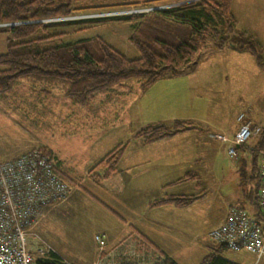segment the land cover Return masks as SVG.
Returning <instances> with one entry per match:
<instances>
[{
    "label": "rangeland",
    "instance_id": "1",
    "mask_svg": "<svg viewBox=\"0 0 264 264\" xmlns=\"http://www.w3.org/2000/svg\"><path fill=\"white\" fill-rule=\"evenodd\" d=\"M142 1L144 0H81L73 3L70 16L42 22L104 18L124 11L131 14L132 10H141L132 14H147L145 10L151 6L135 4ZM122 3L133 5L129 8L118 6ZM167 4L170 1L164 3ZM164 5L158 6L165 7ZM232 10L242 21V27H253L255 30L262 27L258 31L264 42V0L238 1L236 5L233 4ZM10 25L15 26H3ZM133 26L132 23L109 22L82 31L81 27H69L59 29L56 33L63 35L61 39L65 43L100 37L126 58L136 59L139 52L128 40L133 33ZM53 33V30H49V34ZM213 43L209 42V46L214 47ZM192 62L181 69V75L166 76L145 91L140 89V81L111 88L96 95L87 108L73 104L57 89L50 88V94L45 95L41 92L43 86L33 82H19L13 93L0 95V157L15 159L28 151L46 148L62 162L63 175L70 180H66L69 186L67 198L58 205L46 208L33 229L37 237L30 238V249L35 261L44 257L48 250L55 252L67 264H111L103 260L104 254H109L108 251L112 250L108 247L103 233L109 235L114 227L118 231L116 229L112 234L119 232L125 219L130 221L132 217H137L131 212V205L136 206L138 215H143L144 211L137 207L141 205L144 208V201L147 199L145 195L158 198L161 192L159 194L157 189L144 192L149 180L142 179L145 176L142 173L138 177L139 171L134 177L113 173L107 177L110 181L104 183L105 179L100 183L93 179L91 170L119 145H128V156L133 161V156H137L138 150H141L136 138L139 131L159 123L171 125L179 117H189L198 127L208 131L221 128L229 131L238 124L237 117L242 113L254 123L264 126V82L258 81L260 78L256 77L262 70L258 68L251 54L228 48L226 53L210 58L196 57ZM218 134L224 133H215V136ZM225 135L228 136L226 133ZM193 136L195 137H192L191 142L197 146L203 135ZM257 142L258 138L251 137L245 145L247 148H240L238 157L233 160L227 153L228 145L223 151L221 148L216 153L212 143L209 144L210 149H194V153L198 151L205 161L206 157L218 158L213 170L211 164L203 165L205 170L209 169V173L214 171L218 178L213 180L210 177L209 180L200 181L199 187L196 182L191 181L174 188L177 193L196 195L204 191L208 197L188 209L187 220L192 219L195 223L194 233L177 230V239L181 241L180 244H171L173 250L178 252L186 247L190 237L198 238V243L211 240L210 231L220 222L231 199L235 200L237 197L236 190L239 179H242L240 172L245 166L244 160H257L260 174L263 153L251 150ZM185 168L196 170L193 164H186ZM96 172L102 174V170L97 169ZM207 173L203 172V175ZM261 188L262 178L260 187H256L260 189L259 194ZM76 192H81L79 197H73L69 201ZM232 196L234 197L231 198ZM95 197L123 219L99 204ZM68 201L66 207H63ZM247 209L251 211L250 215L256 216L259 213L256 207L247 206ZM261 212L264 215L262 209ZM261 224L264 227L263 220ZM99 239H104V248H101ZM124 241L119 242L116 247L128 246ZM137 242L141 250L154 257L159 256L151 252L153 247L145 239ZM195 248H200V245ZM130 256L138 257L133 252ZM225 256L239 258L237 253L231 251H227ZM256 260V264H264V257ZM127 263L129 262H123Z\"/></svg>",
    "mask_w": 264,
    "mask_h": 264
},
{
    "label": "trees",
    "instance_id": "2",
    "mask_svg": "<svg viewBox=\"0 0 264 264\" xmlns=\"http://www.w3.org/2000/svg\"><path fill=\"white\" fill-rule=\"evenodd\" d=\"M77 1L81 0H0V25H15L0 27V34L7 35V50L0 54V95L13 93L19 82H33L43 86L41 92L45 95L50 94V88L57 89L73 104L87 108L96 95L127 82L140 81V89L145 91L166 76L181 75V69L206 50L211 41L218 50L231 46L251 54L256 63L264 68V47L253 34L238 29L232 12V0H202L153 10L147 14L131 13L78 21L42 22L70 16L73 3ZM168 1L171 4L180 0H144L135 4L153 7L164 5ZM132 5L122 3L118 6L129 8ZM109 22L134 25L128 40L138 50V58H126L100 37L65 43L61 39L63 35L56 33L59 29L69 27H81L82 31ZM49 30L55 33L49 34ZM262 128L261 133L256 136L258 142L253 149L256 152L264 151V126ZM195 129L196 126L190 121L175 120L171 125L159 123L148 126L139 131L136 138L144 145H149ZM127 148L128 145H119L110 151L91 170L93 179L102 182L116 173ZM34 150L53 161L57 175L70 182L63 175L62 162L51 150ZM97 169L102 170V174H98ZM257 178V186L260 187V174ZM191 181L200 186L199 176L191 173H187L173 185ZM255 192L252 206L258 208L259 213L254 217L264 221L257 202L259 197H255L258 189ZM205 196L207 193L204 191L197 195H168L151 201L149 207L171 205L185 209ZM95 200L119 219H123L103 201L96 197ZM211 242L210 252L200 264H237L224 257L230 250L226 244ZM147 244L150 245L148 242ZM35 264L67 263L55 252L48 251ZM155 264L178 263L172 258L164 257Z\"/></svg>",
    "mask_w": 264,
    "mask_h": 264
},
{
    "label": "crops",
    "instance_id": "3",
    "mask_svg": "<svg viewBox=\"0 0 264 264\" xmlns=\"http://www.w3.org/2000/svg\"><path fill=\"white\" fill-rule=\"evenodd\" d=\"M238 1L242 2V0H232V6L234 3L236 5ZM232 12L236 17L238 29L253 34L262 43L264 47V42L262 41L261 34L258 31L262 27H260L258 30H255L253 27L252 28L247 26L242 27L244 25H242V21L239 19V16L233 10ZM228 48H232L234 51L239 53H246V52L238 51L237 49H234L231 46H226L222 50H218L215 47L209 46L197 57L198 58L200 56L203 58L205 56L209 58L214 57L217 54L226 53ZM6 50H7V35L0 34V54H4ZM213 51H215V53ZM256 65L258 66V68L262 70L260 72L261 74H259L256 77L260 78L258 81H261L263 83L264 68L260 67L257 63ZM247 119L251 120L250 118ZM176 120L190 121L196 126L197 129L183 132L172 138L164 139L149 145H144L140 140H137L140 143L139 146L141 149L138 150L137 156H133V161H130V156H128V151H127L117 167L115 173L116 175L124 174L127 177L130 175L134 177L136 174H138L139 171L138 177L142 173L141 175H145L142 177V179H146L149 180L148 182H151V184L149 185L147 182L144 192L150 191L151 189L154 190L157 189L159 191V194L161 192V195L158 198L157 197L150 198L147 197L148 194H146L145 197L147 199L144 201V208L141 207V205H139L140 207H137L138 210L144 211L143 215H138L137 210L135 209L136 206L131 205L132 206L131 212L132 213L134 212L137 215V217L136 216H135L136 218L132 217L130 221H127L125 219V221H123L124 225L123 224L121 225L122 227L120 228L121 231L119 230V232L114 233V235L112 234V232L116 229L118 231L117 227H114V230L109 235H107V233L105 232L103 233V235H105V238L107 239L108 247L112 248L110 252L108 251L109 254H104L103 256V260L106 263L117 264V263L129 262V263H137V264H155L159 260L166 257V258H172L178 264H200L203 258L210 252L209 245L212 243L211 240L202 241L201 243H198L197 242L198 238H194V237L192 238L190 237V239L186 243V247H184L183 249H179L178 252L175 251V249L174 250L172 249V245L180 244L181 241V239H177L178 238L177 230H184L185 232H189L191 234L194 233L195 223L193 222L192 219L188 221L187 218L189 215L188 209L194 206L195 204L185 209H179L171 205L151 208L149 207V203L151 201L163 198L168 195H191L190 193L175 192L174 188L177 187L178 185H173L178 179L185 176L187 173L197 174L199 176L200 181L209 180L210 177H213L212 179L216 180L218 176H216L217 178L215 177L214 171H211L212 174L209 173V169L205 170L203 165H205V163H207V165L211 164L212 165L211 170H213L215 169V166L218 163V158L215 157L211 159L206 157V161H205L204 157L200 155L198 151L196 154L194 153V149L198 147V149L201 148V150L203 149L207 150L210 149L209 144L211 145L212 143L213 147L215 148L214 149L215 153L217 151L220 152L221 148L223 151V149L226 148V145H228L227 148L229 147L230 142L219 141L215 137V133H224V134L226 133L228 134L229 138L231 137L230 139H232L238 130V126H237L238 124L232 130L229 131H226V129H223L225 130L223 131L222 128L220 130L218 129L217 131L216 129L214 131H208L198 127V125H196L189 117H179ZM258 125L263 126L261 123H259ZM193 135H198L196 137H201L203 135V137L200 138L202 139V141L201 142L199 141V143H197L198 144L197 146L193 145V142H191L192 137H195ZM244 148H247V146H244ZM253 149L251 148V150ZM261 152L263 153V151ZM141 153L144 155L142 156ZM176 160H179V162L176 163ZM238 161H240V159H238ZM186 164L188 165L193 164V166L196 167V170L190 171L188 170V168L186 169L185 168ZM244 165L245 166L241 168L242 170L240 172L242 175L241 176L242 179H239L240 182L238 183L237 186V190H236L237 197L235 199L236 201L231 199L229 205H227L226 206L227 208L224 210L220 222L213 229L223 224V222L227 218L229 210L232 207L242 208L246 210L248 213L249 212L251 213V211L247 209V206L252 207L254 202L253 196L256 193L255 191L257 190L256 183L258 181L257 176H259V162L257 160L254 161V158L246 159L244 160ZM61 170L64 173L63 165H61ZM206 171L208 173L203 175V172L205 173ZM217 174L218 173H216V175ZM243 177L245 178V180H243ZM107 181L110 180L106 179L104 183H107ZM100 183H103V181ZM100 183L99 184L95 183V184L101 185ZM259 190L260 189H258V192L255 196L257 197V199L259 197ZM163 192L164 195L162 196ZM79 193L81 192L73 193L69 201L73 197L74 198L79 197ZM229 195L231 196V194ZM207 197L208 194L203 199H201V201L206 199ZM233 197L234 196H232L231 198ZM69 201L63 207H66ZM173 220L174 222H171ZM138 238L140 240L145 239L150 244V246L153 247L151 252L157 253L159 254V256L154 257L152 256L151 253L145 252V250H141L140 244L139 242H137L139 240ZM122 240H125L124 243L128 246L117 248L116 245L119 244V242H121ZM196 245H200V248H195ZM132 249H137L139 251L137 252L132 251ZM132 252L138 255V257L130 256ZM235 253H237V256H239L238 259L235 257H226L225 254L224 257L237 264H256V262H258V260H256V258L252 255L244 254L241 252H235ZM95 258L93 259V261L95 260Z\"/></svg>",
    "mask_w": 264,
    "mask_h": 264
},
{
    "label": "built area",
    "instance_id": "4",
    "mask_svg": "<svg viewBox=\"0 0 264 264\" xmlns=\"http://www.w3.org/2000/svg\"><path fill=\"white\" fill-rule=\"evenodd\" d=\"M199 1L202 0H180L164 5L165 7L147 8L145 12ZM135 11L141 12L132 10L131 13ZM124 14L128 12H118L112 16ZM237 122L238 130L232 139L225 134L215 136L219 141L230 142L228 155L232 160L238 157L239 149L263 129L243 113L238 115ZM260 175L262 188L259 204L264 211V151ZM68 192L69 186L57 175L55 163L42 157L38 151H28L15 159L0 157V264H35L30 249V238L37 237L33 229L43 211L63 202ZM209 236L215 243L226 244L231 251L249 254L258 259L264 257V227L261 220L244 209L232 207L226 221L213 229ZM98 242L104 248V239H99Z\"/></svg>",
    "mask_w": 264,
    "mask_h": 264
}]
</instances>
